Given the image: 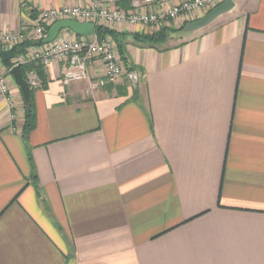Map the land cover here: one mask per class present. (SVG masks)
<instances>
[{
    "label": "crops",
    "instance_id": "obj_1",
    "mask_svg": "<svg viewBox=\"0 0 264 264\" xmlns=\"http://www.w3.org/2000/svg\"><path fill=\"white\" fill-rule=\"evenodd\" d=\"M232 1L160 46L128 36L135 87L126 74L96 89L64 85L62 65L50 64L26 145L10 76L17 117L0 94V264H264V0ZM85 2L0 0V30L19 31L29 8ZM87 73L101 77L102 61Z\"/></svg>",
    "mask_w": 264,
    "mask_h": 264
},
{
    "label": "built area",
    "instance_id": "obj_2",
    "mask_svg": "<svg viewBox=\"0 0 264 264\" xmlns=\"http://www.w3.org/2000/svg\"><path fill=\"white\" fill-rule=\"evenodd\" d=\"M169 1L171 0H86L83 4L51 7L36 13L29 8L27 17L22 19L19 31L0 30V47L6 50L24 40L42 41L47 35L48 28L58 20L89 22L93 23L95 28L103 26L109 29L119 24L151 25L156 31L178 17L184 19V24L197 19L223 0H175L168 8H157ZM196 12H200L198 17H195ZM63 30L49 43L27 47L24 53L12 59V67L37 61L46 69L54 62L60 63L62 84L87 80L90 89H96L106 81L124 74L129 78L131 72L126 69L116 43L110 36L99 40L94 33L93 40L88 41L86 36L74 33L68 35L62 32ZM94 59L102 61V76L91 80L88 78L87 67ZM9 70L0 69V94L9 107L10 120L14 123L17 115L13 110ZM25 80L31 87H38L40 84L33 70L27 71Z\"/></svg>",
    "mask_w": 264,
    "mask_h": 264
},
{
    "label": "trees",
    "instance_id": "obj_3",
    "mask_svg": "<svg viewBox=\"0 0 264 264\" xmlns=\"http://www.w3.org/2000/svg\"><path fill=\"white\" fill-rule=\"evenodd\" d=\"M183 24L179 28H172V27H162L156 31L151 33H124V32H117L113 29H109L103 26H98L95 29L96 37L100 40L105 36H110L114 42L116 43L118 52L120 54L121 59L125 63L126 69L128 72L136 71V69L129 65L127 62V53H126V44H127V37L131 36L132 41L139 46H147V47H155L164 44L168 37L169 33H178L183 31ZM42 41L33 42L29 40H24L14 46L10 47L6 50H0V62L6 68L10 69L13 65L12 59L16 56L25 52L26 48L31 45L41 44ZM20 69L22 72V76L26 79V74L28 70H33L38 77L40 84L38 87H31L29 86L28 91V103L26 104L23 101V123L21 128V137L23 142L26 145L27 136L29 132L34 129L35 127V105H34V92L36 89H45L46 88V79L44 68L40 62L37 61H30L25 64L20 65ZM22 97V96H21Z\"/></svg>",
    "mask_w": 264,
    "mask_h": 264
},
{
    "label": "water",
    "instance_id": "obj_4",
    "mask_svg": "<svg viewBox=\"0 0 264 264\" xmlns=\"http://www.w3.org/2000/svg\"><path fill=\"white\" fill-rule=\"evenodd\" d=\"M234 6L232 0H223L221 3L213 7L203 16L194 19L190 22H186L183 31L192 32L203 28L210 24L217 16L229 11ZM62 29H68L78 36H92L95 33V26L89 22H78L74 20H58L54 22L47 30V35L42 39V43L46 44L53 41ZM9 73L18 86L23 101L28 103V91L29 86L22 76V72L19 65H15L10 68ZM130 81L135 87L137 83V74L135 71L129 74Z\"/></svg>",
    "mask_w": 264,
    "mask_h": 264
},
{
    "label": "rangeland",
    "instance_id": "obj_5",
    "mask_svg": "<svg viewBox=\"0 0 264 264\" xmlns=\"http://www.w3.org/2000/svg\"><path fill=\"white\" fill-rule=\"evenodd\" d=\"M164 27H167V26H164ZM161 28H162V27H161ZM171 34H176V33H169V36H170ZM86 38H87L88 41L93 40V37H92V36H86ZM128 38H130V37H128Z\"/></svg>",
    "mask_w": 264,
    "mask_h": 264
}]
</instances>
